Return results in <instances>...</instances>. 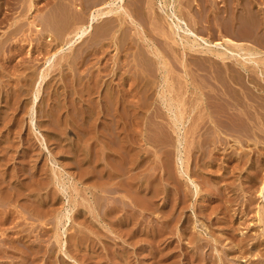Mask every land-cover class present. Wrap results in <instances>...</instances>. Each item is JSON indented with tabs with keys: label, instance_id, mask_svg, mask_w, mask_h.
Returning <instances> with one entry per match:
<instances>
[{
	"label": "rangeland",
	"instance_id": "1",
	"mask_svg": "<svg viewBox=\"0 0 264 264\" xmlns=\"http://www.w3.org/2000/svg\"><path fill=\"white\" fill-rule=\"evenodd\" d=\"M85 1L0 0V264H264V49L235 0Z\"/></svg>",
	"mask_w": 264,
	"mask_h": 264
},
{
	"label": "bare ground",
	"instance_id": "2",
	"mask_svg": "<svg viewBox=\"0 0 264 264\" xmlns=\"http://www.w3.org/2000/svg\"><path fill=\"white\" fill-rule=\"evenodd\" d=\"M85 1V0H84ZM227 1V0H226ZM231 1V0H230ZM258 0H251V1H247V0H235V2H234V5L232 6V9H233V12L231 11V9H230V11L233 13H231L232 14V16H231V18L227 21V23L229 22L230 23V25H232V26H234V27H236L238 30L239 29H241L240 31H242L241 32V36H239V37H242V38H248V39H246V40H248V41H251L253 44H251V45H253V46H250L251 48H247L248 50H246L245 52H247L250 56H253V58H254V55L256 56V54L258 55L259 53H260V51H259V47H262L263 49H264V14L262 13V9H263V6H262V4H260V3H258L257 2ZM260 1H263V0H260ZM85 3H87L86 1H85ZM98 3V2H97ZM170 3V2H169ZM228 3H229V1H228ZM231 3H233V2H231ZM89 4V3H88ZM84 7V6H83ZM85 7H88L87 5L85 6ZM231 8V7H230ZM87 9V8H86ZM112 9V8H111ZM169 10V9H168ZM224 10V9H223ZM227 10H228V12H229V9L227 8ZM82 11H84V10H82ZM82 11H80V13H84V12H82ZM150 11V10H149ZM107 12H109V10H107L106 12H103V11H99V12H96V13H94L93 15H91V17H90V20L88 21V23L86 24V25H84V18L82 17V16H80V14H74V18H73V24L72 25H70L72 28H68L69 30H70V33H72L73 32V37L75 38V39H73V41L75 42V41H78V40H81L82 39V37L83 36H85V34H87V33H89L90 31L92 32L93 31V24H94V22H96L98 19H101V18H104V16L103 15H105ZM168 12V11H167ZM206 12V11H205ZM75 13V12H74ZM110 13V12H109ZM167 14V13H166ZM206 14V13H205ZM230 14V15H231ZM72 15V14H71ZM81 15H83V14H81ZM168 18L170 17L173 21L172 22H174V20H176V21H178V23H180L181 24V20H180V16L178 17L177 15H176V13L171 9L169 12H168ZM109 19V18H108ZM30 20V19H29ZM104 21V20H103ZM175 21V22H176ZM171 23V22H170ZM228 23V24H229ZM173 24V23H172ZM225 24V23H224ZM228 24L226 25V26H228ZM177 25V24H176ZM175 25V26H176ZM171 26V25H170ZM178 26H180V25H178ZM177 27V26H176ZM229 27H231V26H229ZM234 27H231V28H234ZM182 28V27H181ZM188 29V28H187ZM68 30V31H69ZM72 31V32H71ZM190 32V31H189ZM177 33V32H176ZM190 33H194V32H190ZM240 33V32H239ZM69 33H67V35H68ZM175 35V34H174ZM193 35H195V34H193ZM196 36V35H195ZM187 38V37H186ZM224 40V39H223ZM226 41H228V43H230V42H232L230 39H225ZM194 41V40H193ZM198 42V41H197ZM196 42V43H197ZM64 43V42H63ZM195 43V42H194ZM210 43V42H209ZM186 43H184V45H185ZM234 44V43H233ZM71 45V44H70ZM194 45V44H193ZM235 45H237L238 46V48L239 49H244L243 47H239V45L238 44H235ZM45 46H47V45H45ZM44 46V47H45ZM61 46H63V45H61ZM60 46V47H61ZM50 47V46H49ZM188 47H192L193 48V46H192V44L191 45H189ZM209 47V46H208ZM192 48H189V50L190 49H192ZM195 48V47H194ZM194 48L192 49L193 50V52H195V51H197V52H205V53H210L211 54V52H215V51H205L206 50V48L204 47V50L203 49H200V50H198V49H196V50H194ZM237 48V47H236ZM47 49H48V46H47ZM62 49V48H61ZM58 50H59V48H58ZM55 51V50H54ZM158 52V51H157ZM192 52V51H191ZM227 52V51H226ZM48 53V52H47ZM55 53H56V51H55ZM153 53H154V55H156V56H158L159 58V60H160V64H161V66H165V61H163L162 60V58L160 59V53H155V50L153 51ZM204 53V54H205ZM220 53V52H219ZM236 53V52H235ZM51 54V53H50ZM208 54H206V55H208ZM48 55H49V53H48ZM51 55H54V53H52ZM50 55V56H51ZM202 55V54H201ZM212 55V54H211ZM221 55V54H220ZM224 55V54H223ZM263 55V54H262ZM215 56H219V54H217V53H214V57ZM248 56V55H247ZM250 56H249V58H250ZM161 57H163V56H161ZM213 57V58H214ZM230 57V56H229ZM243 57V56H242ZM244 57H245V55H244ZM50 58V57H49ZM157 58V57H156ZM218 58V57H217ZM224 58L226 59V57L224 56ZM230 58H232V57H230ZM252 58V57H251ZM219 59V58H218ZM223 59V58H222ZM45 60H47V59H45ZM264 60V59H263ZM157 62H159V61H157ZM156 62V63H157ZM248 62V61H247ZM252 62H253V60H252ZM163 63H164V65H163ZM255 63H256V61H255ZM258 63V62H257ZM262 63V62H261ZM159 64V65H160ZM240 64H241V62H240ZM253 64V63H252ZM244 65V63L243 64H241L240 66L243 68V70L244 69H246L245 68V66H243ZM162 68V67H161ZM203 68V67H202ZM160 69V68H159ZM165 69V67L163 68V70ZM205 69V68H204ZM248 69V68H247ZM246 69V70H247ZM162 70V69H161ZM164 73V72H163ZM161 74V73H160ZM164 75V74H163ZM164 82V81H163ZM168 91V90H167ZM163 92V91H162ZM170 92V91H169ZM163 93H161L160 94V96L162 95ZM168 94V93H167ZM166 94V95H167ZM164 95V94H163ZM169 95V94H168ZM168 95L166 96L167 98H168V104H169V106H172V103H176V102H174V101H176V100H174L173 98L174 97H168ZM163 98V97H162ZM165 98V97H164ZM163 98V99H164ZM167 98H165V99H167ZM176 99V98H175ZM177 99H179V98H177ZM183 100V99H182ZM164 101H166V100H163V103H164ZM178 101V100H177ZM181 101V100H180ZM179 103V102H178ZM177 103V104H178ZM212 104V103H211ZM220 104V103H219ZM174 107V106H173ZM176 107H178L177 105H176ZM178 108H181V107H178ZM168 109V108H167ZM176 108H174V110H175ZM171 110V109H170ZM231 110V109H230ZM173 111V110H172ZM224 111V110H223ZM222 112V111H221ZM171 113V112H170ZM224 113V112H223ZM174 115V114H173ZM176 119V118H175ZM180 120V119H179ZM176 121V120H175ZM177 123V122H176ZM121 142V141H120ZM104 149H105V147L101 144V146L99 147V153L97 154V159H95L94 160V163H93V170L95 169V168H97L98 166H99V168L101 169V173H105L106 171L107 172H109V174L111 175V174H116L117 172L114 170V166H113V164L110 162L111 161V154H109L108 152H106V151H104ZM86 150H87V148H86ZM98 150V149H97ZM89 153V152H88ZM118 153V152H117ZM113 154V153H112ZM116 153H114V155H115ZM89 157L87 158V160H90V161H92V157L90 156V155H88ZM109 161V162H108ZM111 164H112V166H111ZM154 181V180H153ZM98 183V182H97ZM63 185V184H62ZM156 185V184H155ZM155 185H153V189L152 190H156V189H158V186L156 187ZM149 186V185H148ZM137 188V187H136ZM263 188H264V184L261 186V188H260V190H259V194H261L262 195V191H263ZM144 191V190H143ZM138 197V196H137ZM136 197V199L137 200H139V201H141V199H138ZM258 214H259V212H258ZM260 215H258V218H259V221H260V217H259ZM262 217V216H261Z\"/></svg>",
	"mask_w": 264,
	"mask_h": 264
}]
</instances>
